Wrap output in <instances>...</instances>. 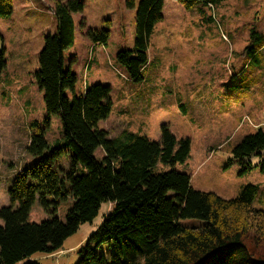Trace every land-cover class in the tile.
Instances as JSON below:
<instances>
[{"label":"trees","instance_id":"16d2710c","mask_svg":"<svg viewBox=\"0 0 264 264\" xmlns=\"http://www.w3.org/2000/svg\"><path fill=\"white\" fill-rule=\"evenodd\" d=\"M176 1L213 23L208 10L225 0ZM126 4L136 8L135 38L133 46L121 50L117 58L129 79L140 83L151 67V36L164 18V0L138 4L126 0ZM84 6L81 0H56L54 5L56 31L45 37L36 80L44 95L46 123L59 117L63 136L52 147L46 139L49 126H37L32 134L28 152L34 164L16 176L10 203L0 209V264H38L33 259L36 254L58 252L81 225L99 216L104 204H112V209L80 247L76 264H264V210L253 205L258 185L243 186L231 199L196 191L191 177L176 170L190 157V139H177L165 125L158 141L128 130L111 137L99 126L112 110L111 88L93 84L78 95V76L65 66L64 52L75 40L73 16L82 13ZM13 10V0H0V16H11ZM109 35L107 30L87 32L94 44H107ZM249 35L241 53L247 57L241 76L263 63L264 35L254 26ZM6 66L3 46L0 74ZM254 87L247 86L249 91ZM263 153L264 130L260 129L233 149L240 174L251 170L252 158ZM63 155L68 157L67 169L55 165ZM37 198L51 214L40 223L29 220ZM67 200L71 206L63 222L58 207ZM188 219L203 225L183 226L181 221Z\"/></svg>","mask_w":264,"mask_h":264},{"label":"rangeland","instance_id":"374dc122","mask_svg":"<svg viewBox=\"0 0 264 264\" xmlns=\"http://www.w3.org/2000/svg\"><path fill=\"white\" fill-rule=\"evenodd\" d=\"M81 1L85 6L73 16L75 40L64 52L65 66L78 76V95L93 84L111 88L112 110L99 126L111 137L128 130L156 141L167 126L177 139L191 141L190 157L176 170L191 177L194 190L231 199L238 197L243 186L255 184L259 189L254 208L264 210V156L252 158L254 167L243 174L233 159V149L247 135L264 130V50L259 67L239 74L247 63L241 53L249 43L250 29L257 27L264 35V0H225L208 10L213 23L204 22L197 10H188L176 0H164V18L151 36V67L140 83L129 79L117 58L121 50L133 46L136 8H128L126 0ZM55 3L13 0L12 15L0 16V48H6L7 63L0 74V209L10 203L16 176L34 164L28 147L37 126H49L46 139L52 147L63 136L59 117L46 123L44 95L36 80L45 37L56 31ZM89 29L107 30V44H94L87 37ZM252 85L249 91L247 86ZM68 162L63 155L55 165L67 169ZM70 206L71 200L59 204L57 214L63 222ZM111 209L112 204L102 205L99 216L81 225L58 252L36 254L34 261L76 264L80 247ZM49 218L51 214L37 198L30 222ZM181 224L203 225L194 219Z\"/></svg>","mask_w":264,"mask_h":264}]
</instances>
